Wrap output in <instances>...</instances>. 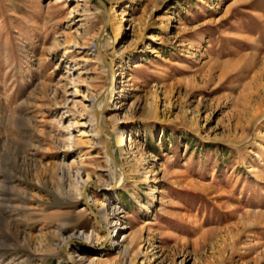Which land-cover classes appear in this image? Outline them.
Returning <instances> with one entry per match:
<instances>
[{
  "label": "rangeland",
  "instance_id": "374dc122",
  "mask_svg": "<svg viewBox=\"0 0 264 264\" xmlns=\"http://www.w3.org/2000/svg\"><path fill=\"white\" fill-rule=\"evenodd\" d=\"M102 1L0 0V264H264V0Z\"/></svg>",
  "mask_w": 264,
  "mask_h": 264
},
{
  "label": "bare ground",
  "instance_id": "6f19581e",
  "mask_svg": "<svg viewBox=\"0 0 264 264\" xmlns=\"http://www.w3.org/2000/svg\"><path fill=\"white\" fill-rule=\"evenodd\" d=\"M99 42V41H98ZM97 46H98V43H97ZM93 48H94V44L91 46V50L93 51ZM96 51V50H95ZM101 53V52H100ZM106 96V92H105V95H104V97ZM104 99V98H103ZM96 103V98L95 97H92L91 98V103H90V107H94V104ZM100 109V108H99ZM98 109V110H99ZM97 110V111H98ZM88 125H90V127H91V129L95 132V134H96V132H97V128L95 127V124H94V115H91V116H89V118H88ZM118 141H119V144H120V146H124L125 144H126V138L124 137V135L123 134H120L119 135V137H118ZM126 146V145H125ZM85 201L87 202V204L89 203V200H86L85 199ZM112 204V206H111V209H110V211L105 215V216H107V217H109V216H112L110 219L112 220V234H113V236H118L120 233H119V231L121 230V228L122 227H117V225H118V223L117 222H115L116 220H115V218H116V213H117V211H118V207H117V205L115 204V203H111ZM129 249H130V246H126L125 248H124V251H125V253H128V251H129Z\"/></svg>",
  "mask_w": 264,
  "mask_h": 264
},
{
  "label": "water",
  "instance_id": "95a60500",
  "mask_svg": "<svg viewBox=\"0 0 264 264\" xmlns=\"http://www.w3.org/2000/svg\"><path fill=\"white\" fill-rule=\"evenodd\" d=\"M99 1V3H101V5L103 6V7H106V5H105V3L102 1V0H98ZM108 22H109V19L107 18L106 20H105V22H104V24H103V27H102V30H101V32H100V34H99V36H98V41L100 40V38H102V36H103V34H105V31H106V28L108 27ZM97 41V42H98ZM102 59L106 62V63H108L109 64V62L105 59V57L102 55ZM110 65V64H109ZM113 84V83H112ZM111 86H109V88H110ZM107 97V96H106ZM106 99V98H105ZM105 99H104V101H105ZM105 136V138H106V142H107V150L108 149H110V140H109V138L106 136V135H104ZM114 162L117 164V162H116V159H114ZM118 165V164H117ZM87 203V202H86ZM89 204L90 203H88L87 205H88V207H89Z\"/></svg>",
  "mask_w": 264,
  "mask_h": 264
}]
</instances>
